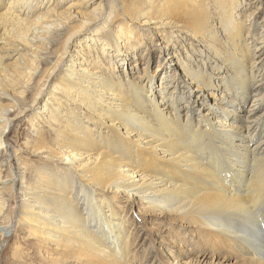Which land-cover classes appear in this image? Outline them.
I'll use <instances>...</instances> for the list:
<instances>
[{"label": "bare ground", "instance_id": "obj_1", "mask_svg": "<svg viewBox=\"0 0 264 264\" xmlns=\"http://www.w3.org/2000/svg\"><path fill=\"white\" fill-rule=\"evenodd\" d=\"M93 1L51 0L44 8L43 0H0V41L19 55L12 65L0 60V74L11 76L9 92L0 86V99L12 101L0 104V242L9 236L14 214L7 212L8 200L19 189L13 238L18 246L21 237L36 249L26 264L43 251L48 256L41 264H130V236L119 205L124 200L195 225L209 234L208 245L220 244L234 259L241 257L237 264H264V137L256 143L252 135L264 136V115L245 120L223 109L213 123L211 109L193 124L183 120L175 94L165 103L159 99L166 91L154 88L149 69L146 81H134L107 67L103 71L101 62L107 55L137 54L150 36L169 47L183 30L210 49L211 69H222L219 60L231 71L214 82L211 73L189 67L175 53L179 70L197 91L212 92L220 101L231 95L234 106L238 99L262 102L264 82L253 90L264 57L256 61L246 37V21L254 13L242 0ZM85 32L100 58L94 68L85 43L76 55L71 52ZM259 44L264 46V36ZM219 87L220 97L213 92ZM44 94L50 95L44 108L34 109ZM50 103L58 112L49 111ZM8 108L18 115L30 111L29 120L37 124L41 112L48 114L49 128L38 131L34 125L36 140L29 144L44 161L31 172V182L28 164L21 162L23 171L15 174L7 156L6 133L15 115Z\"/></svg>", "mask_w": 264, "mask_h": 264}, {"label": "rangeland", "instance_id": "obj_2", "mask_svg": "<svg viewBox=\"0 0 264 264\" xmlns=\"http://www.w3.org/2000/svg\"><path fill=\"white\" fill-rule=\"evenodd\" d=\"M51 0H43L44 8L50 6L49 2ZM100 0L93 1L98 4ZM71 2V1H67ZM243 5L247 12L254 13V17L247 19V30L246 37L248 39L249 47L252 53L256 58V61H260L264 57V46L260 43V40L264 36V0H242ZM107 8V1L104 3ZM260 8L258 10V6ZM42 7V8H43ZM43 12L42 9L39 10V13ZM27 24L31 25L35 22V16L27 19ZM154 27V26H153ZM153 27L151 31H153ZM148 29H145L144 41L148 42L146 34H148ZM175 35L178 38L171 39L169 47L167 46L168 41L159 37V36H150L149 42L146 43L142 48L137 50V54H129L123 57H109L107 55L102 57L101 62L102 70L105 71L107 67L111 71L118 72L125 79H132L134 81H141L145 79V71L149 69L151 75L154 78V88L164 89L166 92L164 95L160 96L159 99L163 102H167V99L175 94V102L180 106L181 113L183 115V120L189 119L192 120L193 124H197L200 120L201 114H207L211 109L216 112L212 117L213 123H216L218 119L222 118L223 109H229L233 113L244 116L245 120L251 118H256L264 115V101L253 102L257 98L254 97L246 102H241L237 100V106H234L233 102L236 100L235 97L231 95L228 98H224L222 101L214 99L209 91L199 92L197 84H192L185 78L181 70H179L177 61L174 59L175 53L181 54V59L188 64L189 67H194L196 70L212 74L213 81L218 82L224 77L231 76L230 67L227 64L218 60L219 65L222 69H211V65H214L210 60H206L208 53L211 54L210 49L206 46L205 43H202L200 40H195L191 35H188L187 31L180 30V33ZM248 35V36H247ZM258 37L257 42L252 37ZM89 34L87 32L79 35L74 39L72 44L71 52L76 55L77 48L80 47L82 43H85L84 46L90 52L88 61L89 65L96 66L97 62L100 61L98 57V51L94 46L93 42H90ZM4 42L0 41V60L3 61L5 65H12L17 62L19 55H15L13 50L10 51V45L8 43L3 44ZM262 47V48H261ZM186 50L188 53H186ZM260 50H263L260 52ZM112 55V54H111ZM212 55V54H211ZM4 56V58H1ZM215 59V58H214ZM216 60V59H215ZM95 65H94V64ZM94 68V67H93ZM9 73L0 74V86L9 92L7 85L9 83V78L11 76ZM255 76L258 78L257 84H255V89L259 86V83L264 82V72L257 73ZM216 77V78H215ZM215 78V79H214ZM261 90L264 94V87ZM222 88H215L213 90L216 96H222ZM41 99V102L38 103L34 109L44 108V105L47 102V98L50 95L44 94ZM255 96V93L253 94ZM162 96V97H161ZM160 100V101H161ZM30 101V100H29ZM28 101V102H29ZM204 101V102H203ZM12 105L10 99H0V104ZM49 111H57L58 106L56 104L50 103L48 105ZM10 111H14L13 124L10 129L7 131V143L8 154L7 156L11 157V165L15 174L22 173V164L21 162H26L29 168L28 180L31 182L33 180V175L31 172L35 171L37 166H43V156L36 157L29 149V144H33L36 140V127L39 130H47L46 117L47 113H40V118L42 123L37 124V121H30L31 112L27 111L26 113L18 115L16 109L8 108ZM8 111V110H6ZM16 112V113H15ZM231 115H235L232 114ZM47 115V116H45ZM244 124V123H243ZM246 124V123H245ZM36 125V127H34ZM44 125L46 128H44ZM216 125V124H215ZM240 125H242L240 123ZM255 136L256 143L261 141L264 136L261 138L258 136L257 132H253ZM254 145V144H253ZM13 152L16 153V156H13ZM37 165V166H36ZM44 167V166H43ZM52 168V167H50ZM5 171V170H4ZM7 176L6 172H3L2 177ZM1 184V182H0ZM20 187V184L18 185ZM21 188V187H20ZM78 194L80 190L77 188ZM14 198L8 200L7 212H14L12 216V223L10 228L9 236H6L2 239L0 246V264H6V261L9 259V264H22L25 263L24 259L26 256L34 253L36 249L33 245H25V241L19 238V242H22V245H16V241L13 236L15 235V230L18 228L16 226L19 205L22 200V195L20 190L17 189L16 193L13 195ZM119 205L123 208L124 212L122 215L126 216V225L125 226L129 232V252H130V264H237L241 261V257H235L226 250L220 244H209L208 245V235L205 232L199 231L196 229L195 225L189 224L182 220L180 217L168 216L165 212L160 213H149L145 212L142 208L143 205L140 203L125 202V200ZM19 237V236H18ZM214 246V247H213ZM33 249V250H32ZM21 256V257H20ZM25 256V257H24ZM40 258L35 260L27 261V264H41L43 259L46 258L45 251L40 253ZM219 256V258H218ZM29 257V256H28ZM229 257L233 258L232 261H226ZM21 258V259H20ZM12 260V262H11ZM21 260V261H20ZM42 260V261H40ZM11 262V263H10ZM37 262V263H36ZM83 264L88 263L85 260H82ZM26 264V263H25ZM67 264H77L68 262Z\"/></svg>", "mask_w": 264, "mask_h": 264}]
</instances>
